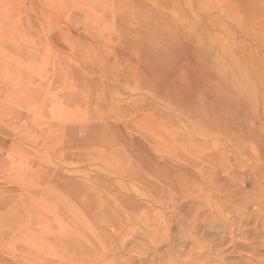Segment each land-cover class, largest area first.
<instances>
[{"label": "rangeland", "instance_id": "1", "mask_svg": "<svg viewBox=\"0 0 264 264\" xmlns=\"http://www.w3.org/2000/svg\"><path fill=\"white\" fill-rule=\"evenodd\" d=\"M0 264H264V0H0Z\"/></svg>", "mask_w": 264, "mask_h": 264}]
</instances>
